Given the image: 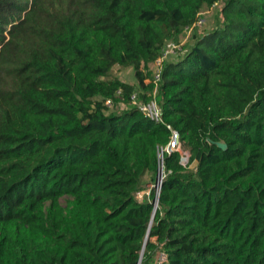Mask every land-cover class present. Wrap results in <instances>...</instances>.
<instances>
[{
  "label": "trees",
  "instance_id": "1",
  "mask_svg": "<svg viewBox=\"0 0 264 264\" xmlns=\"http://www.w3.org/2000/svg\"><path fill=\"white\" fill-rule=\"evenodd\" d=\"M215 6L154 92L145 69ZM167 125L194 169L164 155L153 216L155 191L134 194ZM0 231V264H264V0H0Z\"/></svg>",
  "mask_w": 264,
  "mask_h": 264
},
{
  "label": "built area",
  "instance_id": "2",
  "mask_svg": "<svg viewBox=\"0 0 264 264\" xmlns=\"http://www.w3.org/2000/svg\"><path fill=\"white\" fill-rule=\"evenodd\" d=\"M204 14H205V12L199 13L197 15L195 21L191 25L184 27L183 33L187 34L185 41L189 37V35L194 31V29L196 27H201L205 23ZM180 44H178L177 46H174L173 48H177L179 50L180 48H182L184 43H182L181 47H179ZM165 47L162 51L161 56L153 63V66H155V69L152 72V80L151 81H152L153 85L155 86L154 92L156 91V87L158 86L159 81H160V74H161L163 64L167 63V62H173V61H167L166 58H168V54L166 52ZM184 54L182 56H184ZM116 95L117 96L120 95V92H117ZM102 106L104 107V113L107 115L111 112H114V111H118V113H120V112L126 111L128 109V107H130V106H135L145 118H147V119H149V120H151L157 124H163L161 107L157 104V102L154 100V98L151 101H149L148 103H139V101L137 100L136 93H133L130 96L128 107L123 105L122 103L114 104L113 101L110 99L103 100ZM166 129L170 133L169 141H168L167 145L157 147V149H156L157 160H158V170H157L158 176H157L156 182H155V184H152L149 187L147 186L146 190L143 189V190H140L134 194V198L137 200V202H139V203L149 202L150 201L149 200L150 191L154 190L155 191V198L152 200V204H153L154 209L157 208V206H158L159 191L161 188L162 181L166 177V173L164 172V169H163L164 155L165 154L170 155L173 152H177L180 155V164L184 168L192 169V166H193V165L189 164V158H190L189 151L183 148L178 132L175 131L174 129H172L168 125L166 126ZM155 263L156 264H165L166 263L165 254L163 253L162 255H160L157 258V261Z\"/></svg>",
  "mask_w": 264,
  "mask_h": 264
},
{
  "label": "rangeland",
  "instance_id": "3",
  "mask_svg": "<svg viewBox=\"0 0 264 264\" xmlns=\"http://www.w3.org/2000/svg\"><path fill=\"white\" fill-rule=\"evenodd\" d=\"M219 7V6H218ZM217 6H215V8L208 10V11H203L205 12L204 17H205V23L201 26V27H196L198 28L196 33L199 34L201 32H205L208 31L212 26H213V22H214V15L216 13V11L219 9ZM195 30V29H194ZM193 32L189 35V37L186 39L187 34H182L180 39L177 42H170L166 45L165 49L166 52L168 54V58L167 61H173L176 62L178 61L182 55L187 51V44L190 43L191 40V36H192ZM181 43V44H180ZM182 43H184V45L182 46V48H180L179 50L177 48H173L174 46H177L178 44L179 47H181ZM189 45V44H188ZM155 66H153V64H150L148 66L147 69H145V72H149L150 74H152V72L154 71ZM111 78H118L120 81L130 84V85H136L133 73L131 71V69H122L119 67H114L112 72H111ZM115 113H118V111H114ZM194 168V165L192 166V169ZM157 179V174L155 177V180L152 181L151 177L149 176H145L142 179V189L146 190V187L155 184ZM72 198L71 197H62L59 200L60 206L62 207L64 214L67 215L69 210L72 208ZM49 204H45L44 208H43V212H46V209L48 208ZM8 230L10 232V235L13 238H21L22 236L29 235V232L27 231L26 228L21 227L19 224H14L10 227H8ZM0 236H1V231H0ZM163 254V251L158 249V251L155 253L152 263L151 264H156L155 262L157 261V258Z\"/></svg>",
  "mask_w": 264,
  "mask_h": 264
},
{
  "label": "water",
  "instance_id": "4",
  "mask_svg": "<svg viewBox=\"0 0 264 264\" xmlns=\"http://www.w3.org/2000/svg\"><path fill=\"white\" fill-rule=\"evenodd\" d=\"M214 144L216 145L217 148H219V149L222 150V151L227 150V146H226L224 143L217 142V143H214ZM157 176H158V174H157ZM155 209H156V208H155ZM155 209H154V211H153V216H154ZM153 216H152V219H153ZM152 219H151L150 225H151V223H152ZM149 227H150V226H149ZM147 239H148V234H147L146 237H145L144 245H143V248H142V251H141V254H140V259H139V261H140L141 258H142L143 251H144V247H145V244H146V242H147ZM139 263H140V262H139ZM139 263H138V264H139Z\"/></svg>",
  "mask_w": 264,
  "mask_h": 264
}]
</instances>
